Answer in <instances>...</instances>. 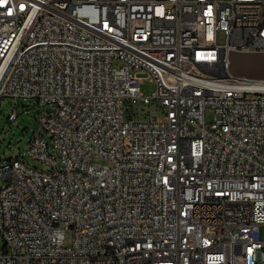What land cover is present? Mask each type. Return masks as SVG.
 Listing matches in <instances>:
<instances>
[{
	"label": "built area",
	"instance_id": "2783aa9c",
	"mask_svg": "<svg viewBox=\"0 0 264 264\" xmlns=\"http://www.w3.org/2000/svg\"><path fill=\"white\" fill-rule=\"evenodd\" d=\"M233 54L264 55V0H0V104L53 144L0 165V264H264V77Z\"/></svg>",
	"mask_w": 264,
	"mask_h": 264
},
{
	"label": "rangeland",
	"instance_id": "374dc122",
	"mask_svg": "<svg viewBox=\"0 0 264 264\" xmlns=\"http://www.w3.org/2000/svg\"><path fill=\"white\" fill-rule=\"evenodd\" d=\"M226 31H219V44L226 43ZM117 67L122 66L121 62H116ZM232 71L235 74L252 77H264V55L255 54H234L231 56ZM143 82L141 91L146 97H153L156 93V84L147 72L141 73ZM16 111L18 118L15 122H9V115ZM142 114L150 116L151 111L156 119H161L164 116V109L154 100V105H144ZM48 112V107H40L35 99H9L4 98L0 104V158L21 157L27 163L33 164L40 170L49 171L51 168L41 161L33 159L29 155V143L31 139L37 136H42L50 149H53L52 137L39 123L42 115ZM127 114L132 113V107L128 106ZM215 118L214 111L209 109L206 112L208 122H213ZM12 141L11 145L8 142ZM23 157V158H22ZM4 161H0V165ZM5 185V180L0 177V190ZM72 234L67 232L66 241H71ZM5 242L0 238V254L4 251Z\"/></svg>",
	"mask_w": 264,
	"mask_h": 264
},
{
	"label": "water",
	"instance_id": "95a60500",
	"mask_svg": "<svg viewBox=\"0 0 264 264\" xmlns=\"http://www.w3.org/2000/svg\"><path fill=\"white\" fill-rule=\"evenodd\" d=\"M54 111H55L54 109H51V112H54ZM11 144H12V141H9L8 145H11ZM12 159H13V157H8V158H5V159L0 158V161L9 162Z\"/></svg>",
	"mask_w": 264,
	"mask_h": 264
},
{
	"label": "bare ground",
	"instance_id": "6f19581e",
	"mask_svg": "<svg viewBox=\"0 0 264 264\" xmlns=\"http://www.w3.org/2000/svg\"><path fill=\"white\" fill-rule=\"evenodd\" d=\"M234 55V54H233ZM232 66V65H231ZM232 69V68H231ZM249 77H252V76H249ZM254 86H257L258 88H264L263 85H260V84H255Z\"/></svg>",
	"mask_w": 264,
	"mask_h": 264
}]
</instances>
